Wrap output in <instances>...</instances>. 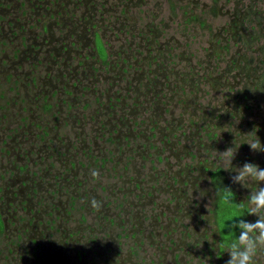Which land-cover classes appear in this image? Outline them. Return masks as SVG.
Returning <instances> with one entry per match:
<instances>
[{"label": "flooded vegetation", "instance_id": "flooded-vegetation-1", "mask_svg": "<svg viewBox=\"0 0 264 264\" xmlns=\"http://www.w3.org/2000/svg\"><path fill=\"white\" fill-rule=\"evenodd\" d=\"M263 109L264 0H0V264H226Z\"/></svg>", "mask_w": 264, "mask_h": 264}, {"label": "clouds", "instance_id": "clouds-1", "mask_svg": "<svg viewBox=\"0 0 264 264\" xmlns=\"http://www.w3.org/2000/svg\"><path fill=\"white\" fill-rule=\"evenodd\" d=\"M252 151H264L259 140L255 137V142H245ZM237 148H228L222 153H217L222 157V163L227 165V171L235 172L232 182L244 186L242 182L254 181L256 185L255 191H250L247 196L248 212L247 215L255 216V222H247L240 219L238 223L231 225L232 229H238L239 235L235 241L230 244L227 253L229 259L226 264H257L258 257L264 253V169L253 163H244L239 168H232L231 162L236 154ZM227 189V188H226ZM233 193L227 189L225 195V203H231ZM95 203V202H94Z\"/></svg>", "mask_w": 264, "mask_h": 264}, {"label": "rangeland", "instance_id": "rangeland-1", "mask_svg": "<svg viewBox=\"0 0 264 264\" xmlns=\"http://www.w3.org/2000/svg\"><path fill=\"white\" fill-rule=\"evenodd\" d=\"M21 1L22 0H16V2H19L20 4H21ZM9 7L11 6L9 5ZM260 116H264V109L261 110ZM260 130L261 131H257V134L263 133V136H264V128ZM261 143H264V137L261 139ZM228 181L230 182V184L235 185V183L232 182V176L228 178ZM218 193L219 194L217 195L216 205H215L216 208L214 211V218H215L214 221L218 227V230L221 233L230 236L234 232L238 231V229H232L231 225L233 223H238L240 219L245 220L248 210L245 209V205H243V203L235 202L233 198H232L231 203H225L224 197L225 195H227V190L220 189ZM256 218L255 216L248 215V218L246 221L255 222Z\"/></svg>", "mask_w": 264, "mask_h": 264}, {"label": "trees", "instance_id": "trees-1", "mask_svg": "<svg viewBox=\"0 0 264 264\" xmlns=\"http://www.w3.org/2000/svg\"><path fill=\"white\" fill-rule=\"evenodd\" d=\"M232 191V190H231ZM233 193V192H232ZM233 200L236 202L235 198H234V194H233ZM235 233V232H234Z\"/></svg>", "mask_w": 264, "mask_h": 264}]
</instances>
